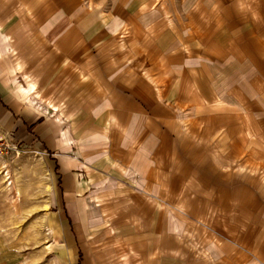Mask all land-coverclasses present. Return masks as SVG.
Masks as SVG:
<instances>
[{"label": "crops", "instance_id": "0c3cea01", "mask_svg": "<svg viewBox=\"0 0 264 264\" xmlns=\"http://www.w3.org/2000/svg\"><path fill=\"white\" fill-rule=\"evenodd\" d=\"M229 1L174 15L160 8L168 0H0V137L52 159L68 264H120L121 238L88 232L95 191H117L108 172L135 169L147 191H190L199 151L204 168L208 147L238 151L237 129L262 123L264 137V0L224 21L217 9ZM248 192L230 194L240 206Z\"/></svg>", "mask_w": 264, "mask_h": 264}, {"label": "rangeland", "instance_id": "374dc122", "mask_svg": "<svg viewBox=\"0 0 264 264\" xmlns=\"http://www.w3.org/2000/svg\"><path fill=\"white\" fill-rule=\"evenodd\" d=\"M199 1L168 0V5L160 8L181 15L197 9ZM248 1L262 2L230 0L217 6V12L230 21L250 9ZM182 24V19L172 21L175 28ZM262 132V123L256 124L254 131L237 129L232 136L239 144L238 151L233 150L229 157L231 149L226 143L208 147L204 168L198 164V157L204 155L199 151L189 168L190 191H180L182 183L175 185L174 191H147L143 187L149 185L138 179L135 169L120 172L119 178L115 170L108 172L106 186L111 183L117 191H95L94 199L89 200L93 204H87L92 209L89 234L120 237L112 240V246H124L119 251L120 264H182L183 252L191 254V264H264ZM223 134V139H231ZM52 168V159L34 147L17 145L0 156V264L69 263L64 250L60 252L53 229ZM167 183L162 181L159 186L167 188ZM230 191H236L239 201L249 191L247 205L237 206ZM85 196L87 200L90 194ZM155 221L159 227L150 226ZM228 251L242 256L234 260L220 255Z\"/></svg>", "mask_w": 264, "mask_h": 264}, {"label": "built area", "instance_id": "2783aa9c", "mask_svg": "<svg viewBox=\"0 0 264 264\" xmlns=\"http://www.w3.org/2000/svg\"><path fill=\"white\" fill-rule=\"evenodd\" d=\"M17 145L11 144L6 138L0 137V156L8 150L14 149Z\"/></svg>", "mask_w": 264, "mask_h": 264}]
</instances>
